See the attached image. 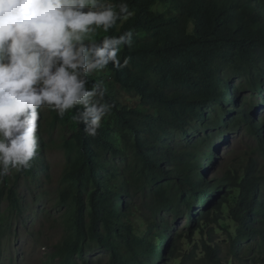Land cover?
Returning <instances> with one entry per match:
<instances>
[{
	"label": "trees",
	"instance_id": "16d2710c",
	"mask_svg": "<svg viewBox=\"0 0 264 264\" xmlns=\"http://www.w3.org/2000/svg\"><path fill=\"white\" fill-rule=\"evenodd\" d=\"M125 2L132 15L105 33L133 32L120 49L127 65L105 68L114 83L104 82L111 112L95 137L72 119L76 108L58 116L75 128L59 193L72 222L65 248L81 259L96 245L108 253L98 264H264V0ZM115 85L155 104L130 106ZM196 123L246 130L254 140L246 164L205 179L203 150L178 151L167 141ZM38 135V154L18 181L25 173L50 180L42 121ZM3 178L0 207L21 208L16 186ZM227 205L235 234L221 223ZM7 221L0 212V227ZM219 229L227 239H217Z\"/></svg>",
	"mask_w": 264,
	"mask_h": 264
},
{
	"label": "clouds",
	"instance_id": "9594fccd",
	"mask_svg": "<svg viewBox=\"0 0 264 264\" xmlns=\"http://www.w3.org/2000/svg\"><path fill=\"white\" fill-rule=\"evenodd\" d=\"M132 15L125 0H0V178L28 169L38 154V130L47 106L95 137L112 105L106 87L89 78L110 63L121 64L120 49L133 32L104 35Z\"/></svg>",
	"mask_w": 264,
	"mask_h": 264
},
{
	"label": "rangeland",
	"instance_id": "374dc122",
	"mask_svg": "<svg viewBox=\"0 0 264 264\" xmlns=\"http://www.w3.org/2000/svg\"><path fill=\"white\" fill-rule=\"evenodd\" d=\"M97 35L102 38L105 33L99 30ZM95 76L104 82L113 83L111 73L107 69L96 73ZM114 87L119 91L120 99L130 106L152 107L155 104L152 98L142 99L121 90L117 85ZM211 110L207 112L215 119ZM42 117V137L47 145L49 163L46 174L50 180H35L25 173L18 181L17 177H20L24 169H10L6 175L9 185L16 186L22 204L19 209H12L8 202L1 204L0 212L6 213L8 221L0 227V264H85L87 261L98 264L100 260L106 262L108 253L96 245H91L81 259L65 248V239L73 237L71 232L65 237L72 222L67 208L60 205L59 193L66 167L65 142L71 140L75 128L72 122H63L57 113L47 106L42 110ZM167 141L178 151L184 150L188 145L199 146L209 159L204 160L201 171L203 177L210 181L229 169H238L242 164H246V155L251 152L250 147L254 142L246 130H238L232 125L205 127L202 123L193 124L186 137L171 133L167 136ZM40 173L44 171L38 170V174ZM3 180V177L0 178V185ZM229 207L224 206L221 223L235 234L237 224L230 218ZM174 224L182 228L186 220ZM219 231L220 229L217 239H227L228 234ZM200 238V234L194 237L195 241H199ZM180 247L188 252L194 250L193 244H183Z\"/></svg>",
	"mask_w": 264,
	"mask_h": 264
}]
</instances>
